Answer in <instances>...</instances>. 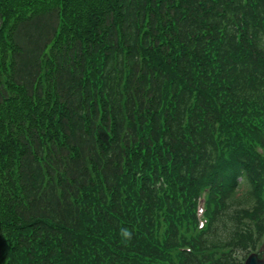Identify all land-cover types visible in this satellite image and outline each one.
I'll return each mask as SVG.
<instances>
[{
    "label": "trees",
    "instance_id": "obj_1",
    "mask_svg": "<svg viewBox=\"0 0 264 264\" xmlns=\"http://www.w3.org/2000/svg\"><path fill=\"white\" fill-rule=\"evenodd\" d=\"M263 234L264 0H0V264H242Z\"/></svg>",
    "mask_w": 264,
    "mask_h": 264
},
{
    "label": "water",
    "instance_id": "obj_2",
    "mask_svg": "<svg viewBox=\"0 0 264 264\" xmlns=\"http://www.w3.org/2000/svg\"><path fill=\"white\" fill-rule=\"evenodd\" d=\"M244 264H264V259H259L255 254L249 255Z\"/></svg>",
    "mask_w": 264,
    "mask_h": 264
}]
</instances>
